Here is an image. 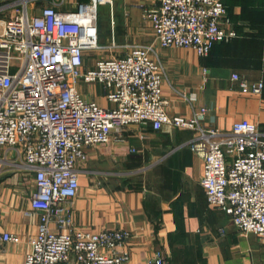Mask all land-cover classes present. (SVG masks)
I'll list each match as a JSON object with an SVG mask.
<instances>
[{
    "label": "built area",
    "instance_id": "obj_1",
    "mask_svg": "<svg viewBox=\"0 0 264 264\" xmlns=\"http://www.w3.org/2000/svg\"><path fill=\"white\" fill-rule=\"evenodd\" d=\"M69 1L0 0V166L33 174L30 200L40 217L24 264H131L130 250L123 249L130 232L84 233L68 210L79 193L78 164L86 161L87 149L122 141L132 125L194 131L189 148L204 160L201 184L209 205L227 213L241 234L264 241V133L249 120L228 131L206 128V107L192 116L167 113L163 66L152 46L85 67L86 53L101 49L99 7L113 0ZM64 2L73 6L59 9ZM144 13L163 47L191 49L201 57L237 35L223 27L229 23L223 0H157ZM232 79L263 92V80L249 83L237 74ZM79 82L101 84L117 106L85 100ZM20 241L16 234H0V242ZM154 261L165 264L161 251Z\"/></svg>",
    "mask_w": 264,
    "mask_h": 264
},
{
    "label": "crops",
    "instance_id": "obj_2",
    "mask_svg": "<svg viewBox=\"0 0 264 264\" xmlns=\"http://www.w3.org/2000/svg\"><path fill=\"white\" fill-rule=\"evenodd\" d=\"M223 1L229 20L223 27L237 35L201 57L191 49L160 44L144 15L157 0H113L98 21L101 49L87 52L84 65L152 46L153 58L163 66L167 113L192 116L206 107L201 121L206 128L228 131L249 120L264 133V89L255 94L232 79L237 74L249 83L264 81V0ZM77 89L87 101L117 106L101 84L79 82ZM190 96L192 102L186 99ZM194 136L192 130L168 124L159 130L152 124L132 125L122 141L88 148L86 161L78 164L79 193L68 210L76 228L87 234L130 232L123 249L130 250L131 264H155L156 251L165 264H264V241L241 234L227 213L209 205L201 184L204 160L189 148ZM34 189L33 174L0 166V234L21 239L0 242V264H24L32 251L29 238L38 234L40 222L31 206Z\"/></svg>",
    "mask_w": 264,
    "mask_h": 264
},
{
    "label": "rangeland",
    "instance_id": "obj_3",
    "mask_svg": "<svg viewBox=\"0 0 264 264\" xmlns=\"http://www.w3.org/2000/svg\"><path fill=\"white\" fill-rule=\"evenodd\" d=\"M72 0H70L69 2H71ZM81 1V0H80ZM69 2H64L63 5L66 7L68 6L67 8H70L73 6V3H69ZM72 2H75V1H72ZM106 5H103V6H100L99 7V18L101 19L102 16H103V13H104V9H105Z\"/></svg>",
    "mask_w": 264,
    "mask_h": 264
},
{
    "label": "trees",
    "instance_id": "obj_4",
    "mask_svg": "<svg viewBox=\"0 0 264 264\" xmlns=\"http://www.w3.org/2000/svg\"><path fill=\"white\" fill-rule=\"evenodd\" d=\"M82 1H86V0H82ZM226 5V4H225Z\"/></svg>",
    "mask_w": 264,
    "mask_h": 264
}]
</instances>
